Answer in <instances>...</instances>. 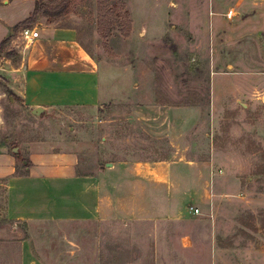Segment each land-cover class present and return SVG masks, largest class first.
Wrapping results in <instances>:
<instances>
[{
	"label": "rangeland",
	"instance_id": "1",
	"mask_svg": "<svg viewBox=\"0 0 264 264\" xmlns=\"http://www.w3.org/2000/svg\"><path fill=\"white\" fill-rule=\"evenodd\" d=\"M238 1L67 0L59 17L40 12L39 20L76 31L99 64L103 98L41 115L0 99V143L10 152L19 147L17 172H25L33 146L78 152L85 173L117 161L209 166L216 178L214 264H264V32L245 23ZM29 44L22 39L3 50L0 62L17 63L18 49ZM5 192L0 180V229L16 225L46 262L130 257L112 250L99 222H8Z\"/></svg>",
	"mask_w": 264,
	"mask_h": 264
},
{
	"label": "crops",
	"instance_id": "2",
	"mask_svg": "<svg viewBox=\"0 0 264 264\" xmlns=\"http://www.w3.org/2000/svg\"><path fill=\"white\" fill-rule=\"evenodd\" d=\"M35 7L36 0H0V46L8 39L2 52L20 47L22 29L39 31L18 49L17 63L10 57L0 62V99L8 96L12 106L31 112L96 106L103 98L98 62L74 29L39 18L25 25ZM236 7L245 23L264 32V0H239ZM18 163L9 144L0 143V180L6 182L1 215L8 222H99L112 250L130 256L105 264H201V255L202 264H214L213 168L194 161H117L85 173L78 152L38 146L29 148L24 173L17 172ZM7 225L0 229V264H51L16 225Z\"/></svg>",
	"mask_w": 264,
	"mask_h": 264
},
{
	"label": "trees",
	"instance_id": "3",
	"mask_svg": "<svg viewBox=\"0 0 264 264\" xmlns=\"http://www.w3.org/2000/svg\"><path fill=\"white\" fill-rule=\"evenodd\" d=\"M56 0H48V1H44V0H38L36 2V7L34 10L33 15L28 18L24 24H29L31 22H34L37 18V16L39 15L40 12H43V14L48 17L49 19L51 17H59L62 12H63V8H61L62 5L66 4L67 0H61L59 3V6H55V2ZM124 8V5H123ZM106 13H101L102 18L105 17ZM125 15L127 16V11H125ZM8 39L4 40L0 46V54L2 53V49L3 46L5 45V43L7 42Z\"/></svg>",
	"mask_w": 264,
	"mask_h": 264
},
{
	"label": "built area",
	"instance_id": "4",
	"mask_svg": "<svg viewBox=\"0 0 264 264\" xmlns=\"http://www.w3.org/2000/svg\"><path fill=\"white\" fill-rule=\"evenodd\" d=\"M227 14H228V17H232V15L234 14V11L231 9ZM21 36L28 43H32L39 36V31L31 29V28H24L21 31ZM192 210L196 214L200 213V209L198 207H192Z\"/></svg>",
	"mask_w": 264,
	"mask_h": 264
},
{
	"label": "water",
	"instance_id": "5",
	"mask_svg": "<svg viewBox=\"0 0 264 264\" xmlns=\"http://www.w3.org/2000/svg\"><path fill=\"white\" fill-rule=\"evenodd\" d=\"M32 112L34 114H36V115H41L44 112V108L38 107V108L33 109ZM12 151H13V153H15L16 155L19 156L20 150H19V147L18 146H14L12 148ZM107 166H112V163H107Z\"/></svg>",
	"mask_w": 264,
	"mask_h": 264
}]
</instances>
